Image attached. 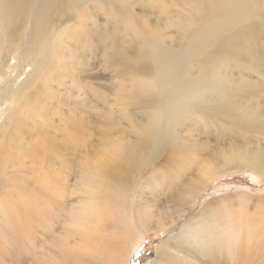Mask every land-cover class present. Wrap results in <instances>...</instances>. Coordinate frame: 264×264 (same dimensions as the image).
<instances>
[{
	"label": "rangeland",
	"instance_id": "obj_1",
	"mask_svg": "<svg viewBox=\"0 0 264 264\" xmlns=\"http://www.w3.org/2000/svg\"><path fill=\"white\" fill-rule=\"evenodd\" d=\"M94 1L80 0L81 5L74 4L66 12L65 22L81 30L83 37L71 40L63 36L62 69L56 71L61 80L56 82L55 76H51L47 87L48 91H54L56 84L61 85V90L57 91L62 95L61 100L56 99L59 94L51 96L48 92V104H41L39 109L36 102L27 108L14 103L15 93L10 95L15 91L14 85L27 82L35 88L42 72L35 57L27 67L23 62L18 64L12 60V69H9L2 67L4 58L0 55V146L13 132L16 151L19 153L22 145L21 155H25L24 144L40 143L43 136L39 132L46 129L47 139L58 144L53 164L59 169L55 185H61L64 193L57 200L64 202L68 212L75 210V199L84 195L79 179L82 166L95 162L96 155H101L105 149L107 138L125 152L122 161H133L138 156V151L128 156V150L136 146L139 127L148 123L151 109L149 98L139 96L137 89L138 81L150 75L143 67L148 66V59L139 42L141 35L154 42L160 53L170 55L168 58L173 64L181 66L180 75L189 70L197 73L205 56L220 52V42L234 32V25L241 16L250 23L249 29L243 32V49L241 52L239 49L240 55L229 57L222 74L232 89L242 90L236 96L244 109L253 111L264 121V64L258 67L255 63L256 58L264 59V0H247L244 4V0H233L219 11L198 4L200 0H112L121 2L120 9L127 13L125 19L116 13L117 17L106 18L100 9H94L97 5ZM105 46L110 47L108 51ZM54 63L58 67L59 62ZM2 72L9 76L4 78ZM25 72L29 77L25 78ZM230 100L231 97H227V101ZM47 106L48 123L44 119ZM9 107L14 111L10 113ZM7 111L26 126L14 130L5 119ZM185 118L184 125L176 129L177 152L172 153L170 147L165 146L158 150L155 158L156 162H166L169 166L175 186L168 180L163 181L161 176L145 172L135 182L140 183L137 193L132 198L127 194V199H133L134 204L138 201L143 205L151 204L164 213L161 216L163 228L151 219L128 244L123 264H153L157 252L162 260L176 256L180 264H264V168L262 173L247 166L258 154L264 158V129L255 132L253 138L251 135L241 138L232 131L221 132L232 129L223 118L202 115ZM199 150L202 151L197 154ZM232 153V158L217 162L219 154L230 156ZM243 156L248 160L242 159ZM196 158L199 161L194 160ZM25 161L26 166L34 165L33 161ZM22 167L17 161L16 171L26 179L29 169ZM200 168L218 171L206 181L196 204L186 210L188 205H183L181 200L188 197V186L195 181ZM123 171L126 173L127 169ZM12 175L1 185L8 182L10 194H15L17 188L25 186V181L18 182L15 173ZM21 193H30L29 187ZM21 193L13 197L22 199ZM2 198L0 193V200ZM209 201L215 202V206L204 209ZM220 214L230 215L222 219L226 224L218 228ZM64 218L61 215L55 222L53 215H49L54 235L59 233ZM232 219L234 223L230 222ZM196 220L198 230V222L200 224V242L190 241L192 237L176 242L185 235L183 232L189 223L188 231L194 228L192 222ZM229 223L233 225L232 234L228 233ZM39 228L45 231L47 227H36L37 236ZM211 235L212 239L221 240L213 241ZM13 245H3L5 251L0 255L4 257L3 264H32L34 256L43 248L44 251L49 249L43 244L30 250L11 249ZM219 245L223 250L215 251ZM209 248H216L215 257L200 254Z\"/></svg>",
	"mask_w": 264,
	"mask_h": 264
},
{
	"label": "bare ground",
	"instance_id": "obj_2",
	"mask_svg": "<svg viewBox=\"0 0 264 264\" xmlns=\"http://www.w3.org/2000/svg\"><path fill=\"white\" fill-rule=\"evenodd\" d=\"M246 1L244 0L243 4ZM94 2H97L94 9L96 11L100 9L108 19L115 17V13L122 19L127 17V13L120 9L121 2L112 0ZM232 2L233 0H200L197 3L219 11ZM74 4L81 5L82 2L80 0H0V51L2 52L0 55L4 58L2 67L7 66L12 69V60L18 64L23 62L27 67L35 57L42 72L35 88H31L27 82L19 83L14 85L15 91L10 92V95L15 93L13 102L22 104V108H27L36 102L39 109L41 104H48V92L51 96L59 94L57 91L61 90V85L56 84L57 90L54 91L52 89L48 91L47 87L51 76H55L56 82L61 80V75L56 71L62 69L61 55L65 42L63 36L71 40L83 37L81 30L65 22L67 10ZM190 15L194 14L190 13ZM239 19L234 25V32L225 37L222 43L220 42L218 49L220 52L205 56L200 62L197 73L189 70L180 75L181 66L177 67L173 64L168 58L170 55H163L154 47V42L149 41L144 35L140 36L139 42L148 59V66L143 67L149 70L150 75L138 81L137 89L139 96L149 98L151 109L148 123L139 127L140 136L136 146L128 150V156L133 151H138V156L133 161H122L125 152L107 138L102 154L96 155L95 162L84 163L81 168L79 179L84 195L75 199L76 207L71 212L66 211L64 202L57 200L64 193L61 185H55L59 178V169L53 165L55 154L58 152L57 142L51 143V139H47V130L42 128L39 132L43 136L40 143L24 144L25 155H21L22 145L18 153L15 135L13 132L10 133L6 143L0 146V193L3 194L0 200V255L5 251L3 245L15 244L11 249L23 247L30 250L35 247L40 248L43 244L49 249L44 251L43 248L37 256L33 253L32 264H123L122 258L128 244L148 226L151 219H155L158 227L163 228L161 216L164 212L161 209L158 210L151 204L143 205L140 201L134 204L131 198L140 187V183H135L138 181L137 177L141 178L145 172L148 175L161 176L163 181L168 180L170 185L175 186L174 177L171 175L173 172L168 171L169 166L165 164L166 162H156L155 158L158 150L160 148L162 150L165 146L170 147L172 153L177 152L176 129L184 125L187 119L185 117L202 115L206 118H223L229 122L232 129L221 132L232 131L241 138L250 135L253 138L255 132L264 129V121L260 116H255L253 111L245 110L237 100L239 96L236 95L242 90L232 89L222 74L229 57L240 55L238 53L239 49L240 52L243 49V32L250 27V23L248 24L241 16ZM109 48L105 46L107 51ZM238 60L239 58H236V61ZM56 61L60 66L54 65ZM255 63L258 67H262L264 59L256 58ZM1 75L4 78L9 76L4 72ZM27 77L29 73L25 72V78ZM61 97L62 95L59 94L56 99L61 100ZM227 97H231V100L227 101ZM44 109L46 114L44 119L48 123V106ZM7 110L10 113L14 111L12 107ZM8 111L5 119L10 122L14 130L26 126L24 121L11 117ZM113 145L115 147H112ZM201 151L199 150L197 154ZM258 155L247 166L263 173L264 158ZM233 156L234 153L230 156L219 154L217 162L222 159L226 161ZM242 159L248 160L246 156ZM16 160L21 167L23 166L22 169H29L26 179L18 175L15 168ZM25 160L33 161L34 165L26 166ZM194 160L199 161L198 158ZM123 168L127 169L126 173ZM217 171L207 168H200V171H197L195 181L192 180L188 186V197L181 200L183 205H188L186 210L196 204L202 187ZM14 173L18 182L25 181V186L20 190L17 188L15 194H10L11 185H8V182L2 185L1 183ZM28 187L30 193L27 195L21 193ZM19 191L22 199H15L13 196L19 195ZM128 193L131 195L130 200L127 199ZM215 204L209 201L203 208L214 207ZM50 214L53 215L55 222L61 219V215L65 217L56 235L53 234L52 222H49ZM229 215H219L218 228L226 224L222 219ZM230 222L234 223L235 220L232 219ZM196 223L197 220L195 223L192 222L194 228L188 231L187 228L191 226L189 223V227H185L183 232V234L186 232L185 235L179 237L176 242L190 237H192L190 241L200 242L198 238L200 224L198 222V230ZM231 223H229V234H232L233 229ZM42 225L48 229L43 231V228H39L41 230H37L39 234L37 236L36 227ZM194 230L196 232H193ZM212 237L211 235V239ZM212 240L218 242L221 239ZM227 243L232 244L230 241ZM216 248H209L206 252L200 250V254L213 258L217 255L216 253L213 255L214 250H223L221 245ZM3 258L0 256V264H3ZM153 262V264L166 262L180 264L176 256L162 260L158 252Z\"/></svg>",
	"mask_w": 264,
	"mask_h": 264
}]
</instances>
